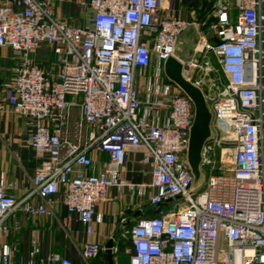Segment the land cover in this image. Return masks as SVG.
I'll return each instance as SVG.
<instances>
[{"label": "built area", "instance_id": "1", "mask_svg": "<svg viewBox=\"0 0 264 264\" xmlns=\"http://www.w3.org/2000/svg\"><path fill=\"white\" fill-rule=\"evenodd\" d=\"M83 5L94 15L92 29L55 18L51 0H0V46L17 60L13 112L30 120L29 143L41 161L22 199L0 174V264H76L54 254L38 262L37 248L29 261H16L3 242L9 220L17 212L31 221L53 216L60 197L93 235L113 187L140 208L159 210L121 235L129 242L127 264H264V0H218L204 24L201 59L181 60L212 113L201 161L205 184L196 191L187 159L194 106L167 80L164 63L199 24L176 17L169 0ZM44 44L58 57V72L32 61ZM98 153L110 157L101 171ZM129 155L142 156L149 182L124 180ZM33 197L42 203L32 204ZM103 250L86 242L81 254L91 263Z\"/></svg>", "mask_w": 264, "mask_h": 264}, {"label": "crops", "instance_id": "2", "mask_svg": "<svg viewBox=\"0 0 264 264\" xmlns=\"http://www.w3.org/2000/svg\"><path fill=\"white\" fill-rule=\"evenodd\" d=\"M9 1L16 3L18 0ZM51 1L55 18L76 28H93L94 15L90 8L83 5L88 0ZM217 2L218 0H169V5L176 17L199 24L194 29L203 44L206 33L204 24L214 17ZM180 42H184L182 38ZM180 57L184 59L182 55ZM31 59L46 72L55 73L60 69L58 57L48 44L37 48ZM16 65L13 50L0 46V102L5 106V111L0 113V174H4L6 178L9 193L22 199L31 191L41 161L29 143L33 133L30 120L13 112V69ZM73 115L79 116L78 108L73 110ZM94 158L98 171L104 170L110 162L106 153H98ZM149 171L150 168L143 163L141 155H129L123 169V178L136 184L149 182ZM56 199L53 216H42L31 221L23 212H17L10 218V232L3 242L10 246L16 261H29L31 253L37 248L40 250L36 258L38 262L54 254L76 264H108L106 244L114 239L115 247L124 248L126 242L121 235L145 217L148 210L140 208L136 198L129 197L125 189L113 187L97 210L103 216V223L96 225L93 235H88L79 216L69 214L61 198ZM31 202L34 205L42 203L37 197H33ZM86 242H95L104 248L91 263L86 262L81 254ZM128 261L126 255L116 256L114 259L115 264H127Z\"/></svg>", "mask_w": 264, "mask_h": 264}, {"label": "water", "instance_id": "3", "mask_svg": "<svg viewBox=\"0 0 264 264\" xmlns=\"http://www.w3.org/2000/svg\"><path fill=\"white\" fill-rule=\"evenodd\" d=\"M210 56L223 75L222 68L213 52ZM164 74L169 82L174 84L194 106V121L190 129L187 159L191 173L194 178L193 191L201 189L205 184V176L201 171L202 151L205 144L212 136V113L207 105L204 93L196 87L190 78L184 76V64L177 57H170L164 63ZM225 79V76L223 75ZM114 239L105 246L106 259L108 264H115Z\"/></svg>", "mask_w": 264, "mask_h": 264}, {"label": "rangeland", "instance_id": "4", "mask_svg": "<svg viewBox=\"0 0 264 264\" xmlns=\"http://www.w3.org/2000/svg\"><path fill=\"white\" fill-rule=\"evenodd\" d=\"M181 38L184 41L183 43L180 42ZM179 45L181 46V49ZM201 45L202 41L200 35L196 33L194 27H192L188 32L179 38L176 51L177 57L185 63L195 59H201V54H198L197 52L198 49L201 48ZM180 55H182L184 59L181 58Z\"/></svg>", "mask_w": 264, "mask_h": 264}, {"label": "trees", "instance_id": "5", "mask_svg": "<svg viewBox=\"0 0 264 264\" xmlns=\"http://www.w3.org/2000/svg\"><path fill=\"white\" fill-rule=\"evenodd\" d=\"M212 42L215 43L216 40H214V41L212 40ZM158 215H159V210L158 209L154 210V209L148 208V210L146 212V217H156ZM128 246H129V242H126V245L124 246V248H120L119 254L114 255V259L116 258V256H120V257L125 256L124 251H125V248L128 247Z\"/></svg>", "mask_w": 264, "mask_h": 264}]
</instances>
